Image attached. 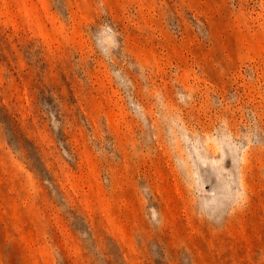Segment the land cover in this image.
Instances as JSON below:
<instances>
[{"label": "rangeland", "instance_id": "1", "mask_svg": "<svg viewBox=\"0 0 264 264\" xmlns=\"http://www.w3.org/2000/svg\"><path fill=\"white\" fill-rule=\"evenodd\" d=\"M0 264H264V0H0Z\"/></svg>", "mask_w": 264, "mask_h": 264}]
</instances>
